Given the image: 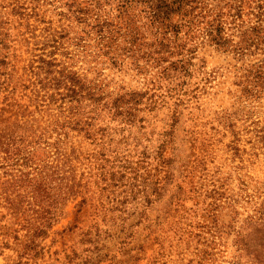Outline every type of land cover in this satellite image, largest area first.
Wrapping results in <instances>:
<instances>
[{"label": "trees", "instance_id": "trees-1", "mask_svg": "<svg viewBox=\"0 0 264 264\" xmlns=\"http://www.w3.org/2000/svg\"><path fill=\"white\" fill-rule=\"evenodd\" d=\"M44 5H51V11L68 24L54 28L53 22L43 17L47 12L42 9ZM3 7L6 5L1 4L0 9ZM9 7L8 14L26 22L22 38L27 48L30 38L39 37L37 30H42L43 37L28 49L30 58L27 62L22 60L26 62L22 69L28 78L17 83V55L10 53L14 42L10 22L4 21L0 12V94L6 93L8 108L19 107L16 113L0 120V169L4 170V177H9L5 185L16 183V188L10 189V184L0 191V202L3 201L11 219V225H0V236L7 241V247L11 238L19 242L15 264H30L45 255L46 240L64 217L68 202L88 186V182H83L86 169L83 167L79 173L84 164L83 153L73 139L81 136L96 144L103 143L111 129L105 125L107 121L119 122L123 131L146 129L150 124L147 117L174 96H178L174 109L158 133L155 146L149 137L148 145L125 159L119 169L108 172L104 165L99 168L100 178L108 182L102 190L113 188L107 210L121 219V233L126 235L122 241L124 249L131 242L128 238L132 234L127 230L141 224L150 229L152 222L146 226L148 213L169 193L170 209L181 219L159 221L157 217L153 222L157 226L182 222L192 226L191 212L193 218L198 215L187 204L194 201L198 207V199L204 196L205 207L199 213L198 223L201 228L217 227L218 214L225 203L230 206L231 200L239 201L226 196L222 184L217 183L219 180L194 187V171L204 164L203 157L196 155L199 164L176 175L183 114L179 110L183 103L179 96L186 94V77L191 75L193 59L203 46L233 53L240 61L258 51L264 54V22L260 20L254 27L245 28L242 4L234 7L226 3L220 7L211 0H13ZM31 18L44 27L33 25ZM74 23L83 25V37L71 33ZM83 53L86 59L87 55H94L88 60L89 65L106 63L112 69L131 70L142 76L145 89L121 86L118 91L111 90L101 70L98 72V65H77L75 58ZM91 71L96 72L93 77L88 75ZM244 71L237 83L241 94L248 99L264 95V60L246 66ZM168 81L170 85L165 86ZM19 84L29 91L24 95L28 103L22 104L16 98ZM233 127L231 124L230 130L236 137ZM261 132L256 137L264 144V129ZM139 142L134 140V147L140 146ZM202 146L208 148L205 143ZM233 149L238 153L239 148ZM93 156L86 157L89 170ZM115 187L121 189L118 194ZM248 187L241 182L238 194L242 199L250 196ZM86 203L83 197L78 205L83 207ZM254 208V213L244 220L249 228L236 231L235 242L239 249L249 251L250 264H264V197ZM6 216L2 215L1 221ZM132 217L137 220L128 228L126 222ZM177 228L186 231L183 224ZM87 240L97 250V240ZM154 240L163 248L159 236ZM138 249L143 250L142 246Z\"/></svg>", "mask_w": 264, "mask_h": 264}, {"label": "rangeland", "instance_id": "rangeland-1", "mask_svg": "<svg viewBox=\"0 0 264 264\" xmlns=\"http://www.w3.org/2000/svg\"><path fill=\"white\" fill-rule=\"evenodd\" d=\"M12 1L0 0V5H6L5 8L0 9V12L3 20L10 22L8 27L14 39L10 53L11 56L17 55L15 59L18 61L16 63L19 70L17 83H21V80L28 78V74L22 69L30 58L28 49L34 48V42L42 41L43 37L42 30H37L39 37L36 40L30 38V48H27L22 38V34L26 33L25 20L8 14L11 11L9 4ZM211 3L220 7L225 6L226 3L234 7L242 4L245 28L254 27L260 20L264 22V0H211ZM42 9L47 11L43 17L46 21L51 20L54 28L68 24L59 14L51 11V5H44ZM31 23L39 25L41 29L44 27V24L33 18ZM73 26L71 33H80L83 37V32H80L83 25L74 23ZM29 36L30 34H26V37ZM93 56L87 55L86 59L83 53L76 57L75 61H78L77 65L82 68L98 65V72L101 70L102 77L109 83L111 90L118 91L121 86L145 89L144 78L135 75L131 70L125 72L112 69L106 63L92 62L89 65L88 60H92ZM99 60L104 59L100 57ZM261 60H264V54L260 51L240 61L233 53H224L213 47L203 46L198 49L193 59L191 75L186 77L184 86L186 94L179 96L183 102L179 110H182L183 114L178 132L179 155L176 175L185 172V168L189 170L192 165L197 166L199 163L195 161L196 155L203 157L204 164H199L194 171V187L209 184L211 180H219L217 183L222 184L226 196L231 195L239 201L237 203L231 200L230 206L225 203V207L218 214L217 227L201 228L198 223L201 221L199 213L203 212L202 209L205 207L202 203L204 196L198 199V207L194 201L187 204L190 208L194 207L199 217L193 218L194 214L191 212L192 226H187L185 222L179 225L171 223L157 226L153 223L157 217L159 221L166 218L171 221L181 219L170 209L169 193L162 202L153 205V211L148 213L149 221L146 222V226L152 222L150 229L141 224L127 230V233L132 234L128 238L131 242L124 249L122 241L126 235L121 233V219L117 218V213L107 210L110 206L109 200L113 197L111 192L113 188L102 190L108 182L100 178L99 168L104 165L108 172L113 171L114 168L119 169L118 166L124 163L125 159L133 157L144 145H148L149 137L155 146L158 133L164 129L174 109V102L178 97L174 96L166 99L163 108L147 117L150 124L146 129L141 130L136 127L123 131L119 122L107 121L105 125L107 123L111 129L104 140L105 143L96 144L81 136L73 139L75 146L83 153L81 160L84 164H79L82 165L79 173L86 169L83 182H88V186L81 195L70 199L64 209V217L56 224L46 240L48 248L45 255L32 260L30 264H250L249 251L239 249L234 233L249 228L248 222L244 220L254 213V206L264 197V144L256 137L264 129V95L248 99L241 94L237 83L246 66L249 67ZM95 73L88 75L93 77ZM164 85H170L169 81ZM28 93L29 91H24L19 84L16 98L22 104L28 103V98L24 96ZM5 96L6 93L0 94V112H3V108L6 110L3 112L4 115L0 116V120L11 116L19 109V107L8 108ZM231 124L234 125L236 137L230 130ZM134 140L140 141L138 143L140 146L134 147ZM202 143L208 148L203 149ZM233 147L239 148L238 153ZM90 154L95 156L91 157L89 170V161L86 157ZM7 178L9 177H4V170L0 169V191L10 184V189L16 188V183L4 184ZM242 181L249 186L250 193V196L244 199L238 194ZM114 189L116 194L121 191L120 187ZM202 193H205L204 190ZM83 197L87 199V203L80 207L78 203ZM0 203H2L0 225H11L8 210L4 207L3 201ZM168 211L170 213L166 214ZM2 215L7 216L1 221ZM136 220L137 217L130 218L126 222V227L129 228ZM182 224L186 231H178L177 227H181ZM97 231L99 235H96ZM156 236L163 240V248L155 242ZM88 238L97 240L95 244L97 250H93L94 247L88 242ZM5 242L7 241L0 236V264H15L18 261L19 242L11 238L8 241L10 247L5 246ZM139 246H142V251L138 249ZM131 248L136 249L131 251ZM132 256L138 257V260H134Z\"/></svg>", "mask_w": 264, "mask_h": 264}]
</instances>
